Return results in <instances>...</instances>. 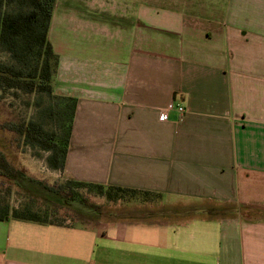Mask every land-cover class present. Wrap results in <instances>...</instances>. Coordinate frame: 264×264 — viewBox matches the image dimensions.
I'll use <instances>...</instances> for the list:
<instances>
[{"label": "crops", "instance_id": "0c3cea01", "mask_svg": "<svg viewBox=\"0 0 264 264\" xmlns=\"http://www.w3.org/2000/svg\"><path fill=\"white\" fill-rule=\"evenodd\" d=\"M58 3L55 93L78 100L63 174L188 214L0 222V264H264V0Z\"/></svg>", "mask_w": 264, "mask_h": 264}, {"label": "trees", "instance_id": "16d2710c", "mask_svg": "<svg viewBox=\"0 0 264 264\" xmlns=\"http://www.w3.org/2000/svg\"><path fill=\"white\" fill-rule=\"evenodd\" d=\"M56 3L57 0H0V49L10 57L9 63H0V90L4 92L16 90L24 94L42 96V99L46 97L50 101L44 114L54 122L56 130H47L44 124L37 120L18 123L7 128L19 136L24 146L49 153L46 158L48 167L53 171L63 172L70 148L78 100L58 96L55 93L59 56L49 40V33ZM0 177L15 182L31 198L42 197L38 186L45 187V185L37 180L28 179L16 170L2 151H0ZM25 182L27 185L24 184ZM74 187L85 188L89 193L104 197L109 203H120L122 208L106 211L104 207L91 204L76 192ZM45 188L48 191L43 193L42 199L54 210L57 211L62 207L74 209L76 205L81 208L74 209L79 220L73 226H87L85 219L117 223L125 220L153 219L156 213L162 218L178 215L180 212L188 214V209L184 208L172 210L160 207L157 211L140 209L142 206L154 203L157 206L162 201L161 194L148 191L74 180L59 190L47 186ZM66 190L69 192L66 193ZM133 204L139 207L132 217L128 215L126 208ZM82 209L86 210V213L82 212ZM190 211L195 213L196 209ZM11 220L38 225L53 224L49 221L48 214L43 215L30 208L12 209L9 205L0 207V222Z\"/></svg>", "mask_w": 264, "mask_h": 264}, {"label": "rangeland", "instance_id": "374dc122", "mask_svg": "<svg viewBox=\"0 0 264 264\" xmlns=\"http://www.w3.org/2000/svg\"><path fill=\"white\" fill-rule=\"evenodd\" d=\"M56 8L59 10V3ZM56 18L58 19V12ZM9 62V55L0 49V63ZM49 103L50 101L46 97L42 99V96L24 94L16 90L5 92L0 90V151L5 154L13 167L23 173L28 179L37 180L45 185V187H53L59 190L61 187H66L72 179L64 175L63 172L53 171L48 167L46 158L49 153L24 146L19 136L7 128L18 123L37 120L41 121L47 130H56L54 122L44 114V110ZM24 184L27 185V182ZM32 185L30 184V186ZM45 187L38 186L42 197H44L43 193L48 191ZM73 189L84 196L91 204L104 207L106 211H115L122 208L120 203H109L104 197L89 193L85 188L74 187ZM65 192L68 193L69 191L66 190ZM42 197L39 199L31 198L15 182L8 180L6 177H0V207L9 205L12 209L30 208L37 213L48 214L49 221L53 223L51 225L57 227L70 228L77 223L79 219L74 209H81L79 206H74V209L62 207L56 211L47 206ZM153 205H156V203L142 206L140 209H146L147 211H157L160 209L159 206L158 209H155L156 207ZM137 207L139 206L135 204L130 207L127 206L128 215L133 217V214L138 209ZM81 211L86 213L84 209ZM162 216L166 217L165 215ZM153 219L161 220L162 217L156 213ZM84 222H87L86 227L95 229H103L111 224L104 220L94 222L85 219Z\"/></svg>", "mask_w": 264, "mask_h": 264}, {"label": "built area", "instance_id": "2783aa9c", "mask_svg": "<svg viewBox=\"0 0 264 264\" xmlns=\"http://www.w3.org/2000/svg\"><path fill=\"white\" fill-rule=\"evenodd\" d=\"M171 108H174V107H171ZM174 109L178 112V114H179V119H180V120H183V119L185 118L186 114H187L186 108H185L183 105L179 104V105H177L176 108H174ZM167 118H168V113H164V114L161 116V119H162V120H165V121H166Z\"/></svg>", "mask_w": 264, "mask_h": 264}]
</instances>
